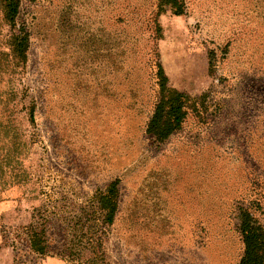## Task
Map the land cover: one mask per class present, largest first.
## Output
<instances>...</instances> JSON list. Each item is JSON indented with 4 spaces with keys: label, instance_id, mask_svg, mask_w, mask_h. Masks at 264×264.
Masks as SVG:
<instances>
[{
    "label": "rangeland",
    "instance_id": "374dc122",
    "mask_svg": "<svg viewBox=\"0 0 264 264\" xmlns=\"http://www.w3.org/2000/svg\"><path fill=\"white\" fill-rule=\"evenodd\" d=\"M119 3L20 0L14 27L0 0V264H83L68 222L115 180L105 264H239L241 213L264 226V0H184L155 39L147 22L117 25ZM156 49L169 86L195 99L164 142L146 130ZM34 218L46 257L16 236Z\"/></svg>",
    "mask_w": 264,
    "mask_h": 264
},
{
    "label": "trees",
    "instance_id": "16d2710c",
    "mask_svg": "<svg viewBox=\"0 0 264 264\" xmlns=\"http://www.w3.org/2000/svg\"><path fill=\"white\" fill-rule=\"evenodd\" d=\"M139 5V6H138ZM138 5H123L121 0L117 12V25H134L140 22L148 23L151 37L155 39L160 34L159 16L168 10L176 15L185 11L184 0H143ZM5 16L10 25L17 24L20 9V0H4ZM133 6V7H132ZM15 53L22 59L26 58L29 46V36L22 30L13 38ZM156 75L158 77V99L153 113L147 124V132L155 141L164 142L173 133L181 129L189 108L195 106V99L186 92L169 86V79L165 73L163 64L156 49ZM33 119V113H32ZM118 180L113 181L105 189H99L90 199L88 206L82 208L78 215L68 222L72 238V249L68 254L71 262L80 261L83 264H105L103 242L106 235V227L114 223L118 211ZM32 221L22 227V237L26 241L29 253L41 257L49 255V233L47 231V219ZM240 233L244 243V253L239 264H264V226L249 209L241 213L239 224ZM17 239H13L8 245L19 249ZM16 255V262L17 263Z\"/></svg>",
    "mask_w": 264,
    "mask_h": 264
}]
</instances>
